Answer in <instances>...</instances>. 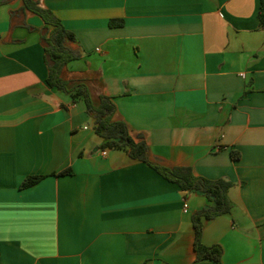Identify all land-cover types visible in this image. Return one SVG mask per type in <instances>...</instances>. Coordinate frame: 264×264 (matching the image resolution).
Instances as JSON below:
<instances>
[{
  "label": "crops",
  "instance_id": "1",
  "mask_svg": "<svg viewBox=\"0 0 264 264\" xmlns=\"http://www.w3.org/2000/svg\"><path fill=\"white\" fill-rule=\"evenodd\" d=\"M38 1L77 38L64 76L111 97L152 162L233 182L202 241L223 264H264L260 0ZM44 26L0 0V264H217L193 247L192 214L211 200L101 147L83 99L46 81Z\"/></svg>",
  "mask_w": 264,
  "mask_h": 264
},
{
  "label": "trees",
  "instance_id": "2",
  "mask_svg": "<svg viewBox=\"0 0 264 264\" xmlns=\"http://www.w3.org/2000/svg\"><path fill=\"white\" fill-rule=\"evenodd\" d=\"M23 8L38 14L45 23L44 28L40 30V41L44 47V60L48 69L47 83L75 98L83 99L91 127L102 137L101 147L123 148L130 157L146 162L163 177L179 185L182 190L203 192L211 200L210 205L192 214L193 247L198 260L210 259L217 264H223L222 247L219 244H205L202 241V230L205 220L231 211L232 203L227 191L233 182L224 178L208 179L198 176L190 166H164L152 162L148 156L149 148L145 139L141 135L133 136L124 120L113 118L116 105L111 97L100 94L95 102L84 83H72V79L64 76L67 63L81 56L80 50L71 46V43L77 42L75 34L62 24L52 10L40 6L38 0H23ZM257 17L260 28L264 29V0H260ZM232 154L238 156L236 151H232ZM69 173L70 169H64L52 174ZM44 176L29 175L23 179L20 186H31Z\"/></svg>",
  "mask_w": 264,
  "mask_h": 264
},
{
  "label": "built area",
  "instance_id": "3",
  "mask_svg": "<svg viewBox=\"0 0 264 264\" xmlns=\"http://www.w3.org/2000/svg\"><path fill=\"white\" fill-rule=\"evenodd\" d=\"M101 152H102V154H106V150L105 149H103ZM182 209H183V211H187V209H188V203H187L186 200L183 201Z\"/></svg>",
  "mask_w": 264,
  "mask_h": 264
}]
</instances>
